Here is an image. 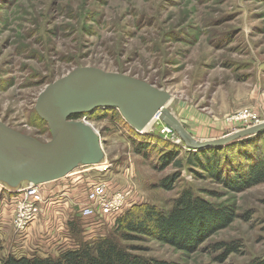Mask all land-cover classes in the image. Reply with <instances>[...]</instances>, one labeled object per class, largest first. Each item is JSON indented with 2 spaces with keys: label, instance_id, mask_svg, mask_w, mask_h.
Segmentation results:
<instances>
[{
  "label": "rangeland",
  "instance_id": "1",
  "mask_svg": "<svg viewBox=\"0 0 264 264\" xmlns=\"http://www.w3.org/2000/svg\"><path fill=\"white\" fill-rule=\"evenodd\" d=\"M80 67L127 75L167 92L168 110L197 141L231 135L264 122V0H0V122L49 141L34 110L36 99L46 85ZM85 120L99 134L104 159L77 168L53 188L38 189L39 214L23 232L14 220L20 201L32 199L25 196L28 184H0L7 198L0 199V224L10 225L0 231V258L54 256L76 248L78 237L86 242L112 234L115 214L98 206L90 218L80 212L91 207L86 194L97 183L105 185L107 203L121 197L125 207L132 201L167 211L190 189L210 205L234 210L231 224L194 253L142 237L123 244L134 257L171 264H251L264 258V183L231 193L198 179L187 164L193 151L159 120L144 134L109 109ZM261 135L237 151L222 150L226 168H233V159L240 163L237 153L264 149ZM143 142L147 148L139 154ZM169 151L178 154L180 168L159 165ZM175 175L171 190L160 188L161 180ZM224 244L238 252L220 260Z\"/></svg>",
  "mask_w": 264,
  "mask_h": 264
},
{
  "label": "water",
  "instance_id": "2",
  "mask_svg": "<svg viewBox=\"0 0 264 264\" xmlns=\"http://www.w3.org/2000/svg\"><path fill=\"white\" fill-rule=\"evenodd\" d=\"M171 96L149 83L95 67L73 69L45 86L34 110L50 139L41 142L0 122V183L17 189L22 183L41 186L60 181L79 167L104 159L99 134L87 122L71 119L113 109L138 134L155 119L172 129L188 150L219 149L264 133V122L231 135L197 141L168 110ZM155 121V122H156Z\"/></svg>",
  "mask_w": 264,
  "mask_h": 264
},
{
  "label": "trees",
  "instance_id": "3",
  "mask_svg": "<svg viewBox=\"0 0 264 264\" xmlns=\"http://www.w3.org/2000/svg\"><path fill=\"white\" fill-rule=\"evenodd\" d=\"M109 110L118 113L116 110ZM88 116H74L71 119L79 120ZM41 122L45 125L43 121ZM259 136L242 139L219 149L191 152L187 164L198 179H209L228 192L240 193L264 183V149L259 148L256 153L247 151L241 155L237 153L240 163H236L232 158L233 168H226L221 153L228 148L237 151V147L242 142L255 140ZM138 145L140 147L137 152L145 153L147 143ZM177 158V153L169 151L158 158V163L162 167L175 165L180 168L181 162L177 161ZM241 162L246 164L243 165ZM177 177L178 175L164 178L160 181V188L171 190L172 184L179 178ZM235 218L236 215L231 207L210 205L190 189H185L167 211L151 205L132 204L117 218L114 230L109 236L86 242L79 240L78 237L76 248L62 250L57 255L30 258L8 255L0 258V264H171L134 257L123 244L147 237L183 253L191 254L213 234L227 228ZM236 252H238L237 248L233 244H224V253L220 260L225 255ZM251 264H264V258L255 260Z\"/></svg>",
  "mask_w": 264,
  "mask_h": 264
},
{
  "label": "built area",
  "instance_id": "4",
  "mask_svg": "<svg viewBox=\"0 0 264 264\" xmlns=\"http://www.w3.org/2000/svg\"><path fill=\"white\" fill-rule=\"evenodd\" d=\"M165 133L169 134V130H167V132ZM105 188V185L102 183L92 185L90 191L86 194V199L88 201V204H91V207L84 208L82 211H80L84 218H90L91 216H93L96 209L95 207L97 206L98 209L104 214L110 213L112 216L115 214L114 216L119 217L133 204V202L130 201L128 202L129 205H127L126 203V207L125 205L123 206L121 197L119 199H116L117 202L115 203H107L104 200ZM38 189H41V187L28 185L25 191V196H28L32 199L30 201H27L26 199V203L25 200L20 201V205H22L21 207H19L20 215L15 218L14 224L19 227L22 232L27 228V224L34 221L36 216H38L37 214H39V211L35 206L36 203H40V195L38 194ZM23 196H21L22 199L25 197Z\"/></svg>",
  "mask_w": 264,
  "mask_h": 264
},
{
  "label": "crops",
  "instance_id": "5",
  "mask_svg": "<svg viewBox=\"0 0 264 264\" xmlns=\"http://www.w3.org/2000/svg\"><path fill=\"white\" fill-rule=\"evenodd\" d=\"M61 181H62V180H61ZM58 182H60V181L53 182V183H51V184L49 183L48 185L45 184L44 186H41V189L53 188V185H54L55 183H58ZM25 186H27V184H26ZM0 189H6V188H2V186H0ZM7 193H8V194H13V193H11L10 191H7ZM0 199H2L1 201H2L3 203H6V202H7L6 195H3L2 192H1V195H0ZM3 200H5V201H3ZM6 205H7V204H6ZM4 211H6V210H4ZM6 212L9 213V212H8V208H7V211H6ZM3 217L6 218V219H8V214H6V215L3 216ZM10 217H11V215H10V213H9V219H10ZM4 226H10V225H9L8 222H7V224H6V223L0 224V231H1V229H2V231H3Z\"/></svg>",
  "mask_w": 264,
  "mask_h": 264
},
{
  "label": "bare ground",
  "instance_id": "6",
  "mask_svg": "<svg viewBox=\"0 0 264 264\" xmlns=\"http://www.w3.org/2000/svg\"><path fill=\"white\" fill-rule=\"evenodd\" d=\"M168 103H170V101L168 102ZM176 118V117H175ZM177 119V118H176ZM178 120V119H177ZM155 119H153V121L150 123V125L146 128V131L147 130H149L151 127H152V125L155 123ZM132 129V128H131ZM170 129V128H169ZM72 173V172H71ZM1 184V183H0ZM51 184V183H50ZM48 185V184H47ZM42 186H44V185H42ZM39 187H41V186H39Z\"/></svg>",
  "mask_w": 264,
  "mask_h": 264
}]
</instances>
